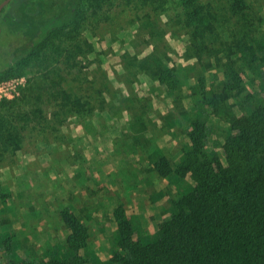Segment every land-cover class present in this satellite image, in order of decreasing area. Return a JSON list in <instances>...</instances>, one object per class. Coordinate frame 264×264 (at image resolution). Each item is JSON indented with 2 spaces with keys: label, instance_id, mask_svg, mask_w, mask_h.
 I'll return each mask as SVG.
<instances>
[{
  "label": "rangeland",
  "instance_id": "rangeland-1",
  "mask_svg": "<svg viewBox=\"0 0 264 264\" xmlns=\"http://www.w3.org/2000/svg\"><path fill=\"white\" fill-rule=\"evenodd\" d=\"M87 1L78 30L74 21L35 55L27 48L39 26L68 0L27 3L25 20L2 24L0 69L7 63L20 66L27 96L1 110L6 124L22 130L23 141L20 151L0 157V264L10 261L3 236L18 242V264L47 263L69 235L64 210L83 220L104 262L112 255L118 201L152 234L171 216L168 198L174 192L152 163L158 149L172 161L180 158L187 128L176 120L183 107L193 114L201 110L198 97H187L201 69L187 58V31L172 21L182 9L177 0L157 8L108 0L97 10ZM246 1L264 32V0ZM212 2L226 5V0ZM151 30L156 33L150 39ZM153 52L167 54L170 66L188 73L174 95L136 64ZM29 79L39 87L31 90ZM18 115L28 120L19 121ZM209 124L208 151L218 152L225 164L218 146L229 125L213 119Z\"/></svg>",
  "mask_w": 264,
  "mask_h": 264
},
{
  "label": "trees",
  "instance_id": "trees-1",
  "mask_svg": "<svg viewBox=\"0 0 264 264\" xmlns=\"http://www.w3.org/2000/svg\"><path fill=\"white\" fill-rule=\"evenodd\" d=\"M105 1L108 0L87 2L97 10ZM137 1L156 8L169 3V0ZM177 2L182 14L172 21L187 31V58L201 69L187 97H198L197 106L201 110L193 114L183 107L181 118L176 120L187 128L180 158L172 161L158 149L152 163L153 171L167 181L171 194L174 192L168 198L170 219L160 223L157 233L152 234L138 215L129 213L123 202L118 201L113 210L117 227L111 236L112 255L104 262L95 253L89 228L83 220L64 210L61 217L69 235L61 250L45 264H264L262 19L250 14L251 6L246 0H226V5L214 4L212 0ZM82 9L85 10L83 0H68L66 7L59 8L39 26L27 48L29 54L46 49L52 39L66 34L74 21L77 31ZM150 33L151 39L156 32ZM169 61L167 54L153 52L136 64L174 95L189 78L183 66H170ZM23 75L20 66L7 63L0 69V82ZM28 83L31 90L40 85L30 79ZM257 83L259 89H255ZM26 87L18 98L0 102V157L21 149L22 130L13 123L6 124L1 110L25 98ZM184 97L178 100L180 104ZM66 98L70 101L68 94ZM17 119L26 122L28 116L18 115ZM211 119L229 125L221 130L223 143L218 146L225 164L218 152L208 151L213 132ZM3 212L0 210V218ZM3 246L10 257L6 264H18V242L15 244L11 236H3Z\"/></svg>",
  "mask_w": 264,
  "mask_h": 264
},
{
  "label": "flooded vegetation",
  "instance_id": "flooded-vegetation-1",
  "mask_svg": "<svg viewBox=\"0 0 264 264\" xmlns=\"http://www.w3.org/2000/svg\"><path fill=\"white\" fill-rule=\"evenodd\" d=\"M7 0H0L2 5ZM39 0H10L0 11V36L3 32L2 24H6L8 20H14L13 23L25 20L26 13L23 5ZM48 1V0H47Z\"/></svg>",
  "mask_w": 264,
  "mask_h": 264
},
{
  "label": "built area",
  "instance_id": "built-area-1",
  "mask_svg": "<svg viewBox=\"0 0 264 264\" xmlns=\"http://www.w3.org/2000/svg\"><path fill=\"white\" fill-rule=\"evenodd\" d=\"M26 80L13 78L0 82V102L2 100H13L21 95V90L25 87Z\"/></svg>",
  "mask_w": 264,
  "mask_h": 264
},
{
  "label": "water",
  "instance_id": "water-1",
  "mask_svg": "<svg viewBox=\"0 0 264 264\" xmlns=\"http://www.w3.org/2000/svg\"><path fill=\"white\" fill-rule=\"evenodd\" d=\"M10 0L5 1L2 5H0V11L2 10V8L9 2Z\"/></svg>",
  "mask_w": 264,
  "mask_h": 264
}]
</instances>
